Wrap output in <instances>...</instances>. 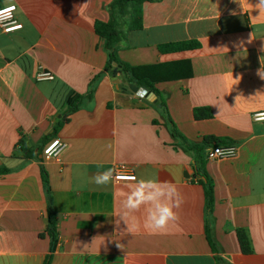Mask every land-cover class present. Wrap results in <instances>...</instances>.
<instances>
[{
	"label": "crops",
	"instance_id": "obj_1",
	"mask_svg": "<svg viewBox=\"0 0 264 264\" xmlns=\"http://www.w3.org/2000/svg\"><path fill=\"white\" fill-rule=\"evenodd\" d=\"M110 2L0 0V7L15 6L21 24L11 32L0 28V169L6 170L0 173V264L43 263L48 202L58 234L50 264H264V124H251V115L264 111L258 75L264 73V6L259 0L142 4V27L127 33L117 55L130 65L189 62L191 76L156 85L165 113L157 98L133 101L104 70L107 52L93 26L108 19ZM184 41L198 48L159 51ZM39 68L53 79L36 80ZM89 90L91 99L62 122ZM196 108L211 117L196 119ZM169 121L191 144L213 136L236 147L238 157L213 163L205 155L215 145L204 151L202 168L213 182L210 214L196 156L171 133ZM55 138L71 149L61 161L44 160L42 149ZM119 165L135 181H92ZM139 179L177 185L184 202L166 232L143 228V208L128 218L130 231L120 220L122 201ZM238 230L247 233L251 253L241 252Z\"/></svg>",
	"mask_w": 264,
	"mask_h": 264
},
{
	"label": "trees",
	"instance_id": "obj_2",
	"mask_svg": "<svg viewBox=\"0 0 264 264\" xmlns=\"http://www.w3.org/2000/svg\"><path fill=\"white\" fill-rule=\"evenodd\" d=\"M154 0H111L107 5L108 19L106 21H95L94 32L104 40V48L107 52V63L105 71L110 73L112 77H117L123 80L127 85H134L137 88H144L157 98L159 105L167 113L165 103L156 88V85L169 80L187 78L191 76L190 65L188 61H176L167 63H156L147 65H130L121 61L118 58V51L121 48V43L125 40L128 32L138 30L142 27L141 6L145 2ZM198 43L195 41H184L179 43H168L159 46L161 52H177L198 48ZM92 90L87 94L77 96L72 105L66 110L63 115L62 122L68 121L67 116L74 112L82 101L90 100ZM196 119H205L211 117V112L207 108H196L194 110ZM171 133L180 140L181 145L187 150L195 154V174L198 183L203 187L205 196V210L207 214L212 212L213 206V182L202 168L203 154L206 148L211 145H226L225 139H218L213 136H208L203 141L194 145L189 143L176 130L172 122L169 121ZM21 152L25 159H30V150L22 147ZM6 172L5 169H0V173ZM42 183L49 197V189L47 175L44 170H41ZM47 225L43 232V236L49 239V251L42 264H50L52 253L57 245V230L56 219L48 202L46 209ZM208 228V226H207ZM237 239L239 247L243 254L251 253V245L247 233L244 230L237 231ZM210 241V240H209ZM211 247L212 243L210 242ZM214 248V247H213Z\"/></svg>",
	"mask_w": 264,
	"mask_h": 264
},
{
	"label": "clouds",
	"instance_id": "obj_3",
	"mask_svg": "<svg viewBox=\"0 0 264 264\" xmlns=\"http://www.w3.org/2000/svg\"><path fill=\"white\" fill-rule=\"evenodd\" d=\"M258 5L264 6V0H259ZM258 75L264 79L261 71ZM216 154L228 156L236 155L235 149H227L222 152L216 149ZM114 180V170L97 173L92 177V181L98 186H107ZM183 198L178 191L177 185L168 180L139 179L137 180L126 197L122 201V213L119 216L128 229V218L134 213L144 209L143 228L151 234L166 232L170 224H174L179 219L177 209L183 204ZM120 220H117L119 225ZM130 231V229H128ZM120 247L119 244H117ZM226 259L227 256H224Z\"/></svg>",
	"mask_w": 264,
	"mask_h": 264
},
{
	"label": "built area",
	"instance_id": "obj_4",
	"mask_svg": "<svg viewBox=\"0 0 264 264\" xmlns=\"http://www.w3.org/2000/svg\"><path fill=\"white\" fill-rule=\"evenodd\" d=\"M15 6H4L0 7V28L3 32H11L21 28V24L18 23L14 18ZM36 80H52V75L45 71L44 69L39 68L35 74ZM133 101L144 99L143 89L138 88L137 92L129 93ZM251 124L252 125H263L264 124V111H258L251 115ZM20 149V146L17 147ZM71 145L60 141L58 138L50 140L42 149V158L44 160H54L61 161L63 157L70 151ZM216 149H221L222 152L227 149H235L233 145H217L213 146L206 151L205 161L207 163H213L222 159H230L233 156H228L225 158L222 154H216ZM135 175L129 167L125 165H119L114 169V182L123 183V182H132L135 181Z\"/></svg>",
	"mask_w": 264,
	"mask_h": 264
},
{
	"label": "water",
	"instance_id": "obj_5",
	"mask_svg": "<svg viewBox=\"0 0 264 264\" xmlns=\"http://www.w3.org/2000/svg\"><path fill=\"white\" fill-rule=\"evenodd\" d=\"M112 81L115 84L120 85V87L124 90V91H128L129 93H135L137 92L138 88L135 87L134 85H127L123 80L118 79L117 77H112ZM143 89V95H144V99H148L149 101L156 103V97L155 95H153L152 93H150L149 91H147L146 89Z\"/></svg>",
	"mask_w": 264,
	"mask_h": 264
}]
</instances>
